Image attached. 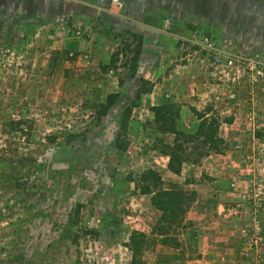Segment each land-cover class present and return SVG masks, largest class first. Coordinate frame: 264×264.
<instances>
[{"label": "rangeland", "instance_id": "obj_1", "mask_svg": "<svg viewBox=\"0 0 264 264\" xmlns=\"http://www.w3.org/2000/svg\"><path fill=\"white\" fill-rule=\"evenodd\" d=\"M167 1L198 41L261 67L217 74L215 52L179 38L174 61L199 62L206 97L157 99L161 64L138 72L139 34L94 17L92 39L68 0H0V264H264V0ZM189 100L223 142L179 137L175 176L165 153ZM149 170L181 193L166 217L133 182Z\"/></svg>", "mask_w": 264, "mask_h": 264}, {"label": "crops", "instance_id": "obj_2", "mask_svg": "<svg viewBox=\"0 0 264 264\" xmlns=\"http://www.w3.org/2000/svg\"><path fill=\"white\" fill-rule=\"evenodd\" d=\"M120 1L122 2V7H116L111 0H68V2L59 8L66 11L70 9L83 10L85 31L82 30V32L89 34L92 39L97 35V33L92 31H97L92 25L97 23H92L94 17L107 18V22H111V24L114 25L112 28L116 29L117 33L130 30L143 37V48L141 60L138 65V72H146L145 74H147L149 69L161 64L160 68L157 69V79L161 78L160 84L158 83L155 86V88L158 89V92H156L157 99H202L198 96H203V98L206 97L205 91L208 83H206V79L194 73V66H197L199 62H194L191 59H189L188 63H178L174 61L177 60L175 54L178 53L176 41L179 38H186L190 35L193 36L195 33L189 32L185 22L179 21L180 23H178L164 16L167 10L175 11L171 2L167 0ZM91 16L93 17L91 18ZM168 28L171 31H168ZM91 52H93V49ZM159 61L161 62L159 63ZM167 67L169 70L165 72L163 68ZM199 69L201 68H198V71H200ZM194 81H196V84ZM113 84L115 83L113 82ZM171 85H175L177 89L179 88L178 95L172 93L169 95L166 94L169 92L168 87ZM174 102L179 103L175 100ZM188 102L189 103L182 104V111L177 129L181 132H188L189 130L191 132H196L200 121L192 111V108L196 105H201L203 101L189 100ZM165 103L166 101L163 100L161 104ZM230 126H232V124ZM168 165L169 162L166 167L168 173L178 176L169 170ZM183 165L184 172L189 164L184 163ZM195 166L197 165H190L189 169L192 170Z\"/></svg>", "mask_w": 264, "mask_h": 264}, {"label": "trees", "instance_id": "obj_3", "mask_svg": "<svg viewBox=\"0 0 264 264\" xmlns=\"http://www.w3.org/2000/svg\"><path fill=\"white\" fill-rule=\"evenodd\" d=\"M109 110V106L104 107L103 115H106ZM166 110L165 106H159L155 107L153 109L156 119L159 120V117L163 111ZM199 119L202 120L199 130L194 135H185V133L179 131L177 128H174L171 130V134L175 135V141L173 144V147H169L171 152L165 153L167 157L170 158V162L168 165V168L171 172H173L176 175H180L182 172V166L184 163L188 162L187 158H184L186 156L181 155H175L174 151H176V146L179 141V137H183L186 140H190L193 138V136H201L204 134V137H208L209 140L216 145V143L223 142L221 139H218V132L217 128L213 129L214 124L217 123V121L212 120L209 121L206 117V115L199 116ZM207 128L206 130H204ZM178 164V166H176ZM180 164V165H179ZM135 182L136 189L142 194V195H151L153 193V190L155 189V196L152 197V203L153 205L160 211L164 213V217H166V213H171L172 210L176 208H181L182 204H184L183 199H178L177 196L180 193V191H170V189L161 188L163 183V178L161 175L153 170H149L145 172L139 179V182ZM160 187V188H159ZM144 237L141 233H135L131 239L130 243L126 245V247L133 253L134 261H137L138 255L141 251V245H140V237Z\"/></svg>", "mask_w": 264, "mask_h": 264}, {"label": "built area", "instance_id": "obj_4", "mask_svg": "<svg viewBox=\"0 0 264 264\" xmlns=\"http://www.w3.org/2000/svg\"><path fill=\"white\" fill-rule=\"evenodd\" d=\"M116 7H122V2L120 0H112ZM182 39V50H188L191 45L201 46L204 50L212 51L216 53L214 57L213 66L217 74L224 75L226 71H233L236 74L241 72L252 74L254 71L259 69L262 63L257 58L253 57H239L234 55H229L223 51H219L213 47L209 39L206 38L205 41H198L197 35L194 34L191 38H181ZM224 70V71H221Z\"/></svg>", "mask_w": 264, "mask_h": 264}]
</instances>
